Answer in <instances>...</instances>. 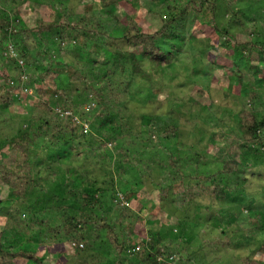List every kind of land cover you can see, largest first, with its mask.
Returning a JSON list of instances; mask_svg holds the SVG:
<instances>
[{"label":"trees","instance_id":"16d2710c","mask_svg":"<svg viewBox=\"0 0 264 264\" xmlns=\"http://www.w3.org/2000/svg\"><path fill=\"white\" fill-rule=\"evenodd\" d=\"M146 1L152 5H158V8L153 11L160 19L161 25L158 28L144 30L139 13L135 15L125 12L123 19L118 16L117 11L120 6L128 4L136 11L137 6L143 8V0H98L99 18L93 22L85 17L81 18L82 25L77 27L71 25V18L62 7H55L57 9L52 19L40 18L34 27H30L22 24L19 11L14 5H11L10 9L7 6H0V48L5 55L4 58L15 63L17 73L15 78L11 73L0 70V109L6 111L8 108L9 111L15 103L22 104V100L29 94L28 91L33 88L40 97L39 102L34 103L35 107L47 111L51 108L50 94L64 102H70L72 98L70 91L75 82L80 83L83 88L88 85L94 87L91 83L92 79L82 66V60L86 59L85 47L89 40L93 42L91 50L93 48L101 50L100 48L105 45L103 41L108 38L112 39L114 45L116 39H121L125 43L124 48L116 44L117 52L111 59L105 60V63L109 65L108 73L121 74L144 88L148 93L141 99H145L146 103L149 94L164 91L165 86L162 81L166 75V67L162 65L163 62L173 69L185 48L203 53L204 50L208 52V46L216 51L219 47L228 51L224 54V58L205 63L207 69L224 70L228 68L225 63L230 59L233 65L232 70L238 75L237 84H245L244 90L247 88L245 74L253 71L260 85L256 89L247 88L248 91H244V94L251 100L260 98L264 101V0ZM87 7L86 11L93 9L90 4ZM196 27L199 30L211 29L212 32L207 34L205 39L200 40L193 31ZM68 28L82 30L78 35L79 56L75 60H67L62 55L54 56L52 48V44L66 37L65 32ZM115 31L117 35H113ZM28 34L32 35L35 42L33 53L28 49L26 40ZM239 36L242 39H239ZM97 40L100 41L98 45ZM200 42L206 46L203 48ZM13 46L18 48V56L27 61L24 67L19 64L17 55L12 53ZM61 49L62 45L59 44L58 50ZM254 55L258 56V63H252ZM33 57L41 60L40 65L41 63L44 65L43 69L39 67L36 69L33 66L34 61L31 60ZM48 78L50 87L43 85ZM64 82L69 84L70 89L64 85ZM99 89L101 92L91 88L98 105L114 106L116 104L117 106L120 91L114 93L110 87L106 90L103 87ZM198 92L201 95L205 93L203 88ZM191 101H194L193 98ZM130 103L132 105V100ZM251 103L253 104L254 101ZM116 106L113 107L109 117H106L99 125H95L102 139H97L96 135L85 132L84 129L73 128L69 134L66 128L55 127L56 143L66 144L70 140L74 144L75 140L85 137V145H94L96 149L105 150L110 157L122 155L121 151L126 144H121V139L127 136L134 137L133 129L127 121L132 116L124 114V110L130 111L131 106L128 105V108H126L127 105H119L118 108ZM150 116L151 114L140 113L141 122L144 120L147 122ZM237 119L239 133L233 136L213 133L211 136V140L215 139L212 141L213 148L218 146L216 140L225 142L218 148L219 170L215 167L216 163L212 162V166L202 167L204 172L200 173L197 167L194 169L193 164L190 167L183 165L184 168L192 170V172H185L178 168L176 161L169 157L170 165L178 168L173 178L183 179L185 185L182 191L175 194L174 181L166 184L160 187L158 197L160 201H171L170 204L173 206L169 208V213L181 220L178 223H183L180 227L181 236L178 237L183 243L193 242L198 234L206 233L207 227H212L222 234V238L216 237V233L209 235L215 246L225 247L232 243L237 248L247 250L251 247L246 245L255 241L258 246L255 250L249 249L250 253L264 254V237L260 239L256 237L260 231L262 232L264 214L254 209L253 199H246L235 185L228 181L229 177L237 176L240 169L248 168L253 162L264 160L262 136L264 115L260 116V112L252 108L242 109L237 114ZM149 120L148 133L151 136L149 142L152 145L157 140L168 141L179 133V128L171 124L161 131L156 124L159 121L157 117ZM48 125L49 122L45 119L43 126ZM154 138L156 139L153 140ZM33 139L30 131L17 132L15 135L8 136L5 145L0 146V187L7 191L12 202L26 201L39 192L43 193V196L39 194L36 196L34 206H39L41 213L45 215L44 218L38 219L40 223L33 221L34 218H31L32 221L29 222L21 219L23 211L19 207L10 204L8 214L15 223L8 222L7 229L0 230V264H48L47 256L43 252V248L46 247L44 238L48 235L62 237L56 240L55 245L66 246L56 252L57 258L69 259L67 262H70L71 258V261L77 260L78 264H85L88 260L86 257L95 248L96 242L91 236L89 238L91 241H88L85 246L75 239L81 240L82 230L90 226L105 228L107 241L104 246H108L105 250L112 253V258L106 257L111 264H180L185 259L187 248L178 244L172 245L171 241L175 234H170L169 231H143L140 226L132 225L129 232L132 241L128 243L120 241L116 229L107 222L96 224L98 220H101L95 213L100 200L97 196L99 191L93 187L95 182L89 176V172L82 166L72 165L68 169L57 168L53 175L41 173L31 153ZM91 140H94V143ZM110 143L113 147L109 145ZM155 147L156 150L162 149L163 154H173V151L164 145L155 144ZM11 151L14 156L8 161L6 158ZM90 152H85L86 157H92L93 153ZM248 155L251 157L248 158ZM143 156L146 157L147 154L143 153ZM208 157L217 158L216 155L212 156L209 153ZM128 161L129 157L124 156L123 162ZM148 161L153 164V156L148 157ZM133 164L138 167V163ZM49 188L53 192L51 197L58 201V206L54 210H49L47 206L42 207V200L39 199L45 197L44 194ZM133 196L136 197V193L130 192L124 198L129 201ZM69 201L70 204L67 205ZM245 205L249 209L247 214L243 211ZM29 213L31 214V208ZM188 229L194 230V234L193 232L188 234ZM32 242L38 245L31 247ZM51 247L48 246L45 250L48 251ZM66 248L70 250L74 248V255L67 252ZM239 261L240 264L254 263L248 254L240 256ZM191 263H195L194 259Z\"/></svg>","mask_w":264,"mask_h":264},{"label":"rangeland","instance_id":"374dc122","mask_svg":"<svg viewBox=\"0 0 264 264\" xmlns=\"http://www.w3.org/2000/svg\"><path fill=\"white\" fill-rule=\"evenodd\" d=\"M143 1V8L137 6V12L128 4L120 6L117 11L118 16L123 19V13L125 12L135 15L139 13L141 26L144 30L158 28L161 25L160 19L153 12L158 8V5H152L146 0ZM88 4L93 8L90 11H86ZM11 5H14L19 11L23 25L34 27L40 18L52 19L57 9L55 7H62L68 12L71 25L77 27L82 25L81 18L85 17L92 22L99 18L98 7L100 3L98 0H0V6L2 7L7 6L10 9ZM193 31L200 40L205 39L206 35L212 32L211 29L199 30L197 27ZM81 32L82 30L79 28L76 30L66 29V37L56 44H52L54 56L62 55L67 60L77 59L79 56L78 35ZM113 35H117V31ZM239 39H242V37L239 36ZM26 40L28 49L33 53L35 42L32 35L28 34ZM99 42L97 40L96 44L98 45ZM103 43L105 45L100 48L101 50L94 48L91 50L93 42L88 40L85 47L86 59L82 60V66L92 79L91 83L94 87L88 85V87L83 88L80 83L75 82L72 85V91H70L72 96L70 102H64L62 99L53 97L50 94L49 103L51 108L47 111L35 107L34 103L39 102L40 97L33 88L28 91L29 94L22 100V104L15 103L9 111L8 108H6V111L0 109V146L5 145L8 136L15 135L17 132L30 131L34 138L31 153L34 155L41 173L53 175L56 173L57 168L68 169L72 165L82 166L94 180L93 187L99 191L97 196L100 200L95 213L101 220H98L96 224L107 222L113 226L120 241L128 243L132 241L129 235L130 227L138 225L143 231H169L170 234H175L171 244H178L188 250L185 259L180 264H240V256L246 254L252 257L253 264H264V254L261 252L250 253L249 249L253 248L255 250L258 246L255 241L250 245H246L251 247H246L247 250L237 248L232 243L225 247L215 246L209 235L216 233V237L222 238V234L216 228L207 227L208 232L198 234L193 242L183 243V241H180L181 238L178 239L181 236L180 227L183 223H178L181 220L169 213V208L173 206L170 204L171 201H160L158 197L160 187L173 181L175 187L173 192L176 194L182 191L185 185L183 179L178 178L175 180L173 174L176 173L178 168L185 172H192L190 168H184L183 165L190 167L193 164L194 169L197 167L200 173L204 172L202 167H210L212 162H215V167L219 170L218 157L220 155L218 148L224 145L225 142L216 140L218 146L213 148L212 141L215 139L211 140L212 134L225 133V135L233 136L239 133L237 114L242 109L252 108L254 111L260 112V116L264 115V101L260 98L251 100L244 94V91L256 89L260 85L257 76H254L253 71L245 74L248 89L245 88L244 90L245 84H237L238 75L232 70L233 65L230 59L225 63L228 68L224 70L221 68L207 69L205 65V63L208 64L213 60L224 58V54L228 50L224 51L223 47L220 49L218 46L219 48L217 47L218 50L216 51L213 47L208 46V52L204 50L203 54L201 51L196 52L191 48H185L173 69L167 67L168 64L163 62L162 65L166 67V75L162 81L165 86L164 91L149 94L146 103L145 99H141V97H146L148 93L144 88L139 87L137 83L121 74L114 73L111 75L108 73L109 65L105 63V60L111 59L112 55L117 52L116 44L124 48V41L116 39L114 45L112 39L108 38ZM59 44L62 45L61 50H58ZM200 46L204 48L206 45L204 46L203 42H200ZM12 49V53L17 55L19 64L24 67L27 61L18 56L19 50L16 46H13ZM4 56L0 48V70L11 73L16 78L15 63L8 61ZM20 56L22 55L20 54ZM31 60L34 61L33 66L36 69L38 67L44 68L42 63L40 65L41 60L37 57L31 58ZM252 63H258L257 55H254ZM48 83H50L49 78L43 85L50 87ZM64 85L70 89L67 82H64ZM99 87H103L104 90L110 87L114 93L120 91L117 106L116 104L114 106L98 105L97 98L91 92V88L101 92ZM201 88L205 92L204 95L198 92ZM104 92L106 93V91ZM192 98L196 102L191 101ZM131 100L132 105L138 109L131 105ZM252 101H254L253 104ZM119 105H127L126 108H128V105L131 106L130 111L124 110V114L132 116L127 121L130 123L134 134L133 138L127 136L121 139L120 143L126 144L121 151L122 155L110 157L105 150L96 149L94 145H85V137L75 140L76 144H73L70 140L66 144L64 142L56 143L55 127L66 128L69 134H71L73 128L84 129L85 132L96 135L97 139H102L103 137H100L95 125L103 122L106 117L110 116L113 107L118 108ZM140 113L144 115L151 114L149 119L157 117L159 121L156 124H158L161 131L170 124L176 126L179 128L178 135L168 141H165L166 139L157 140L152 145L149 142L151 136L148 133V122L150 120L141 122ZM45 119L49 122L46 127L43 126ZM138 131L141 133L138 134ZM262 136L264 141V134ZM91 142L94 143V140H91ZM155 144L164 145L173 151V154H163L162 149L156 150ZM109 145L113 147L111 143ZM92 150L96 152L93 153ZM2 151H4V148H2ZM86 151H91L90 153H93L92 157H86ZM235 151L238 154L237 150ZM143 153L147 156L144 157ZM149 153L151 154L149 155ZM208 153L212 156L216 155L217 158H207ZM126 155L129 157V161L123 162ZM205 155L206 157H203ZM13 156L14 153L11 151L6 160H12ZM151 156H153V164L148 161V157ZM169 157L176 161L178 168L170 165L168 162ZM249 157L251 156L248 155ZM260 161L253 162L248 168L240 169L239 174L229 177L228 181L233 183L239 193L244 195L246 199H253L254 209L264 214V160ZM135 162L138 163V167L134 166L133 163ZM164 182L166 183L164 184ZM130 192H135L137 196H133L131 200L127 201L124 197ZM52 193L49 188L48 192L44 194L45 197L39 198L42 200L41 206H47L49 210H54L58 206V201L51 197ZM38 194L43 196V193L39 192ZM8 196L7 191L0 187V230L2 228L7 229L8 222L15 223L8 214L10 204L19 207L23 211L21 219L31 222V218H34L33 221L40 223L38 219L44 218L45 213H41L39 206H34L36 202L35 195L29 197L26 201L15 202H12ZM68 204H70V201ZM245 206L243 211L247 214L249 209L247 205ZM30 208L31 214H28ZM209 225L212 226V224ZM261 229L262 232L260 231L256 236L258 239L264 237V223ZM187 231L188 234L191 232L194 234V230L188 229ZM81 234L83 235L82 239L76 238L75 240L82 242L85 246L88 241H91L89 239L91 236L92 240L96 242L95 248L90 252L88 251L89 254L86 257L88 260L85 261V264H111L106 258H112V253L110 254L108 250H105L108 247L104 246L107 241L105 228L90 226V228L87 229L86 227L82 230ZM59 238L62 237L48 235L47 238H44L45 246H52L48 251L45 250L46 247L43 248V252L47 256L46 262L48 264H78L77 260L71 261V258L70 262H67L69 259L56 257V252L66 247L55 245L56 240ZM37 245L35 242L30 244L31 247ZM66 250L74 255V248L71 250L66 248ZM131 252L133 253V250ZM126 256L129 257L127 254ZM193 259L195 263H191Z\"/></svg>","mask_w":264,"mask_h":264}]
</instances>
